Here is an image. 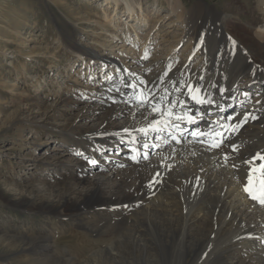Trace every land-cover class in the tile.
<instances>
[{
    "label": "rangeland",
    "instance_id": "obj_1",
    "mask_svg": "<svg viewBox=\"0 0 264 264\" xmlns=\"http://www.w3.org/2000/svg\"><path fill=\"white\" fill-rule=\"evenodd\" d=\"M178 1L174 13L173 0H120L115 16L112 10H103L105 0H0V264H89L93 254L96 264L168 263L165 250L121 244L117 235H110L112 230L97 231L87 225L96 217L93 212L72 214L67 205L78 200V171L105 182L114 169L131 165L121 154L130 145L122 135L128 116L116 112L112 121L105 122L115 105L110 95L120 92L123 73L132 77L134 89L140 87L143 96L119 102L141 108L145 104L139 101L156 96L161 87L178 97L187 90L176 92L174 82H199L214 72L219 78L235 70L244 75L243 66L239 67L244 63L247 76L241 78L243 84L234 98L247 95V104L263 102L264 83L256 87L250 81L258 75L264 79L255 68L260 61L251 56L248 60L224 27L228 23L242 31L256 19L253 28L259 33L264 26V0ZM126 3L134 8L127 20L130 27L122 25L123 15L131 13ZM200 6L202 11L189 20ZM210 8L217 17L209 14ZM117 17L122 20L118 29ZM143 49L144 61L137 58ZM112 79L117 86L106 88L104 83ZM229 96L227 92L221 98ZM141 113L139 120L145 118ZM138 124L140 128L144 123ZM103 127L101 136L98 130ZM155 137L151 135V147L141 154L144 164L158 151ZM111 146L115 147L110 160L104 163L100 154ZM90 147L99 160L87 156ZM92 160L96 163L88 169H71L75 161ZM141 173L146 176L141 180L142 195L151 199L152 174L145 167ZM223 240L217 243L221 246ZM111 243L117 247L114 257H109V249L104 253ZM186 261L194 264L190 257ZM214 261L208 260L217 264Z\"/></svg>",
    "mask_w": 264,
    "mask_h": 264
},
{
    "label": "bare ground",
    "instance_id": "obj_2",
    "mask_svg": "<svg viewBox=\"0 0 264 264\" xmlns=\"http://www.w3.org/2000/svg\"><path fill=\"white\" fill-rule=\"evenodd\" d=\"M105 1L103 10H112L115 16H118V10L115 7L120 6V0ZM173 2H175L173 10L175 13L180 7V2L178 0H173ZM261 7H264V2ZM125 9L131 13L123 15L125 23L122 25L130 27V20H127L132 19L134 8L126 3ZM201 11L202 7L200 6L197 11L189 15V20L196 17L197 13ZM209 14L217 17L216 12L211 8ZM223 19L225 20L224 17ZM116 21L115 28L118 29L122 20L117 17ZM255 24L256 19L251 20L242 31L234 30V26H229L228 23L224 28L227 36L231 40L235 39V44L240 48V52L249 55L248 60H251L252 57L260 61V65L255 64V68L264 74V26L257 33L253 28ZM144 49L137 55V58L142 57L143 61L146 57ZM241 66H243L244 75L235 70L219 78L216 76L217 72H214L212 76L204 75L199 82L188 83L193 85L199 83L204 92L215 100L213 105L196 104L187 97V93L181 92L176 97V93H170L166 87H161L155 97L160 98L167 93L169 100L177 98L184 100L192 114L197 116V123L185 125V134L181 138L180 144L172 141L167 132L161 133L160 135L164 139H157L159 147L156 150L158 151L152 156V160L145 164L141 160V154L146 153L148 148H144L142 145L145 142L148 143L149 139L145 141L144 137L140 133L135 134L136 132H133L131 136L123 133L124 139H128L130 145L125 150L122 148V159L132 161L131 165L125 169H114L112 174H107L105 182L100 179H89L87 173L80 175L78 168L88 169L89 161H75L76 163L72 166L69 164L71 169L78 171L80 176L77 187L79 186L81 189L78 190L77 199L82 201L72 200L67 205L68 210L72 214L82 210L88 213L93 212L96 217L87 225H94L93 228L97 231L112 230L110 235H117L121 244L139 249L141 246L145 248L152 245L156 249L165 250L168 257L167 264H187L188 257L194 264H209L210 260L211 262L215 260L214 263L217 264H252L251 261H254L255 264H264V204L250 199L243 191V185L247 182L244 178L245 167L241 165L239 171L232 167L233 163H241L240 158H251L257 152L264 151V114L259 115L260 111L264 112V100L260 103V99L257 104H247L248 99H244L247 98V95L240 98L242 101L234 98L236 89L240 84H243L241 78L247 76L248 72L246 64L241 63L239 67ZM121 70L124 71L123 66ZM122 75L120 92L110 95L111 100L109 101L115 102V105L109 108L105 122L112 121L113 116L117 115L116 112H121L125 117L128 116L125 118L124 129H140L145 123H148L145 118L139 120V117L144 115L141 112H145V115L149 113L144 108H150L149 104L152 103V98L148 95L145 99L148 103L141 108L129 107L119 102L123 100L128 103L134 98L143 96L140 87L137 90L134 89L135 82L130 80L132 77L128 75L127 79L124 73ZM144 79L147 80L145 77L142 82ZM149 81L152 82V79ZM250 81L256 87H260L264 83V79L259 75L250 78ZM117 82L112 79L104 84L105 87L108 86L106 88L110 89L111 85L116 87ZM220 89H224V92L221 93ZM227 92H230V96L222 99L221 96ZM234 99L235 101H233ZM242 102L247 104L245 108H242ZM245 113H250L256 119L250 117L247 123L237 131L240 132L238 135L226 133L231 139L220 149H211L207 143H201L190 135L191 131L196 130L204 133L219 131L221 129L218 125L235 123L236 121H232L230 118L236 117L239 120ZM154 118V116L150 117V119ZM138 122L144 124L138 128ZM104 130V127L98 130L100 131L99 135L102 136ZM151 135L156 134L152 133ZM139 136H141L139 140L134 139ZM119 137H115V139ZM202 139L206 142L210 137L206 135ZM121 141L123 142V140ZM232 143L239 146V153L232 152ZM120 144L119 140L115 146ZM115 146L103 148L105 153L100 154V158L105 156L104 163L110 160L111 152ZM90 148V151L85 152L87 156L99 160L92 153L94 148ZM133 149H139V151H133ZM226 153L232 157L227 164L224 159ZM134 156L136 159L132 158ZM260 163L258 161L256 166L259 167ZM140 166L142 169L145 167L149 170V175L152 174L151 199L142 195V188L145 187L140 186L141 180L146 176L141 173ZM154 177L158 183H153ZM76 191L77 189H75ZM120 206L121 208L118 209ZM97 210H102L104 213L98 215L95 212ZM119 210L121 211L118 213ZM65 212L66 210L62 209V213ZM122 213L124 215L126 213L127 216H122ZM211 235L215 238L209 240ZM219 238L225 240V242L224 240L221 242V246L217 243ZM108 249L109 257H114L112 253L117 251L116 245L111 243L106 247L104 250L106 255ZM239 251H242L241 256L238 255ZM233 252H235V256ZM231 253L232 256H230ZM93 257L95 254L92 255ZM92 258L89 260V257L88 260L91 261L89 264H96V259Z\"/></svg>",
    "mask_w": 264,
    "mask_h": 264
},
{
    "label": "snow or ice",
    "instance_id": "obj_3",
    "mask_svg": "<svg viewBox=\"0 0 264 264\" xmlns=\"http://www.w3.org/2000/svg\"><path fill=\"white\" fill-rule=\"evenodd\" d=\"M235 43V42H234ZM201 79H203L201 77ZM179 85V86H177ZM174 88L176 92H181V89L187 88V97L199 105H213L215 100L208 96L199 83L193 84H183L179 82H174ZM221 93L224 92V89L219 90ZM139 103L147 104L148 101H139ZM150 112L145 115V120L148 121L146 127L140 129H124L123 131L132 135L133 132H139L141 136L144 137L145 141L151 138V134H156V139L163 140L160 134L167 132L168 136L172 141H175L176 144L181 143V138L185 134V125L196 124L197 118L192 114L191 109L187 107V104L184 100L172 99L169 100V96L166 93L163 97L156 98L152 96V103L149 104ZM179 108V111L177 109ZM241 115V114H237ZM155 117L150 119V117ZM256 119L255 116H251L250 113L242 114V118L237 120L236 117H231L230 120L236 121L235 123H228L227 125H218L221 129L219 131H213L209 133H204L200 130L191 131L190 135L198 140L201 143H207V146L211 149H220L226 142H228L231 137L226 135V133L235 134L239 129L247 123L248 119ZM209 136L208 141H204L202 137ZM140 137H135L134 139L139 140ZM142 147L149 148L151 145L147 142L143 143ZM159 147V145H156ZM232 152L239 153V146L232 143L231 144ZM133 151H139V149H133ZM175 151V149H173ZM136 159V157H132ZM145 159L147 156L145 155ZM239 158V157H237ZM225 163H229L232 159L230 154H225L224 156ZM241 163H233L232 167L236 168L238 171L243 165L246 169L244 173V178L246 183L243 185V191L247 193L248 197L254 201H258L260 204H264V151L257 152L251 158H240ZM261 162L259 167H257V162ZM90 163L95 164L96 161L92 160ZM157 175H159L157 173ZM153 183H158V181L153 178ZM151 186V185H150ZM255 187V190H254Z\"/></svg>",
    "mask_w": 264,
    "mask_h": 264
}]
</instances>
